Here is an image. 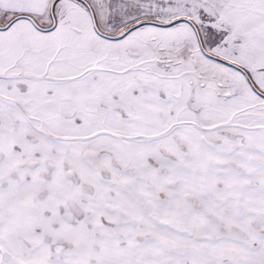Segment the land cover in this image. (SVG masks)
I'll return each instance as SVG.
<instances>
[{
  "label": "snow or ice",
  "instance_id": "6c2138e0",
  "mask_svg": "<svg viewBox=\"0 0 264 264\" xmlns=\"http://www.w3.org/2000/svg\"><path fill=\"white\" fill-rule=\"evenodd\" d=\"M0 264H264V0H0Z\"/></svg>",
  "mask_w": 264,
  "mask_h": 264
}]
</instances>
